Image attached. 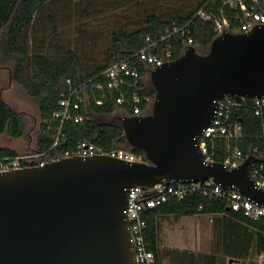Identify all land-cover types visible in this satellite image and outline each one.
Wrapping results in <instances>:
<instances>
[{
	"label": "water",
	"instance_id": "water-1",
	"mask_svg": "<svg viewBox=\"0 0 264 264\" xmlns=\"http://www.w3.org/2000/svg\"><path fill=\"white\" fill-rule=\"evenodd\" d=\"M150 81L151 113L121 120L127 144L145 161L97 155L0 172V264H138L130 189L163 180L213 179L264 206V191L249 176L252 156L234 170L206 164L197 141L218 100L264 97V26L222 34L205 54L189 46L153 69Z\"/></svg>",
	"mask_w": 264,
	"mask_h": 264
},
{
	"label": "trees",
	"instance_id": "trees-1",
	"mask_svg": "<svg viewBox=\"0 0 264 264\" xmlns=\"http://www.w3.org/2000/svg\"><path fill=\"white\" fill-rule=\"evenodd\" d=\"M97 1L99 0H0V58L6 63L13 62V81L39 105L41 125L36 140L37 152L49 150L54 143L53 134L59 124L53 118L55 113L61 111L60 100L70 89L81 87L89 95V111L84 106L81 109L85 117L83 124L64 125L63 133L66 138L61 141L59 149L71 150L78 142L87 140L106 150L125 146L134 153L143 155L127 144L119 118L111 123H99L94 119V116L121 113L127 105L117 106L116 99L121 95L129 99L133 92L128 87H123L120 91L109 89L108 79L102 73L117 57L126 58L144 49L147 37L153 40L166 37L157 50L152 52L157 55L161 52L171 53L173 60L182 55L189 38H192L194 47L206 50L216 38L213 25L195 17L207 0H189V4H180L183 0H170L176 10L166 17L158 16L152 9H148V5L144 9L145 23L140 27L127 29L116 24L109 31L103 58L97 56L88 59L84 53L85 48L78 43L79 40L84 41L86 30L78 28V32L81 31L84 35H79L74 47H71L60 41L57 21H60L64 12L71 15L78 11L85 16L93 8L96 11L94 14L99 15V9L94 6ZM127 1L119 0L115 7L121 9L124 5L139 6L140 3V0ZM151 1L150 4L154 6L163 0ZM89 18L93 19L94 16ZM188 24L184 36L182 32L172 35L174 29L180 30ZM102 33L92 31L91 40ZM95 84H102L105 89V95L101 91L94 92L95 97L102 101L101 105L96 104L93 96ZM141 107L144 110L147 106L143 103ZM238 120L243 125L244 134V138L239 141L240 149L248 154L258 147L264 153V110L261 116H255L251 111L244 112ZM5 133L13 139H20L25 130L21 117L0 100V136ZM227 149L225 141L217 142L215 162H224ZM11 156H17V153L0 147V159ZM196 214L213 217L214 233H221L224 241H228L231 247L238 248L240 244L245 249L253 247L257 256L264 251V219L249 220L240 213L229 211L224 202L196 192L183 200L171 199L146 213L145 238L149 243V250L155 256L154 264H163L164 250L161 249L159 237L161 221L168 217ZM212 259L211 264H220L217 256H212ZM223 262L226 264L225 260Z\"/></svg>",
	"mask_w": 264,
	"mask_h": 264
},
{
	"label": "built area",
	"instance_id": "built-area-1",
	"mask_svg": "<svg viewBox=\"0 0 264 264\" xmlns=\"http://www.w3.org/2000/svg\"><path fill=\"white\" fill-rule=\"evenodd\" d=\"M195 17L211 23L216 37L225 33H249L257 27L264 26V0H207ZM188 27L189 24L180 30L174 29L172 35L182 32L184 36L185 29ZM165 39L166 37H161L159 40H153L151 37H147L144 49L134 52L126 58L117 57V60L102 73L108 79L109 89L117 91L123 87L133 89L129 99L124 95L116 99L117 106L127 105L119 115L120 123L126 117L146 116L151 113L155 94L147 90L144 79L148 75L150 78V72L153 69L173 60L171 53L161 52L157 55L152 52L154 49L157 50L159 44ZM189 46H194L192 38L188 39L182 54ZM95 91H101L105 95L104 86L102 84L93 85L94 99L97 105H101L102 101L95 97ZM86 97L89 98V95L81 87L70 89L59 102L61 111L54 114L53 120L59 124V127L53 134L52 147L35 154L2 158L0 159V172H10L33 166L44 167L50 162L63 158L97 155L122 161L143 162L144 156L131 150L123 148L106 150L87 140L78 142L76 147L71 150L62 151L59 149L61 141L66 138L63 133L64 125L84 123L85 117L82 115L81 109L83 106L85 107ZM143 103L147 106L144 110L141 107ZM216 104L214 119L208 128L197 136L198 147L204 162L206 164L215 162L216 144L219 141H225L228 149L222 164L229 170L238 169L252 156L254 159L250 162L249 176L255 186L264 191V153L258 147L253 148L248 154L240 149L239 141L244 138V134L243 125L238 120V117L248 111H251L255 116H261L264 110V97L225 96ZM196 192L224 202L229 211L240 213L249 220L264 219V206L250 200L239 191L223 189L213 179L203 183L185 184L163 180L153 188L133 187L130 189L128 198L127 216L138 264H154L155 261V256L149 250V243L145 238L146 213L166 204L171 199L183 200ZM201 210L200 207L199 211ZM256 264H264V251L258 254Z\"/></svg>",
	"mask_w": 264,
	"mask_h": 264
},
{
	"label": "rangeland",
	"instance_id": "rangeland-1",
	"mask_svg": "<svg viewBox=\"0 0 264 264\" xmlns=\"http://www.w3.org/2000/svg\"><path fill=\"white\" fill-rule=\"evenodd\" d=\"M119 0H99L94 3L95 9L98 8L99 15L94 14L96 11L92 8L88 15H81L78 11L67 14H61L58 26V35L60 41L74 47L77 37L83 36L84 33L78 32V28L86 30L84 41L79 40L81 47L85 48V56L88 59L100 56L103 58L108 40L109 31L116 24L127 29L138 28L145 23L144 9H152V11L160 17H166L176 10L171 5L170 0H163L156 5H151V0H140L139 6L134 4L124 5L123 8L117 9L116 2ZM128 2L127 0H124ZM180 4H189V0H183ZM173 8V9H172ZM90 16H94L90 19ZM96 16V17H95ZM92 31L103 32L91 40ZM77 38V39H76ZM95 44V46H94ZM92 46V48H91ZM199 54H205L208 50L196 47ZM1 56V52H0ZM13 62H3L0 58V100L8 105V107L18 114L22 119V125L25 134L20 139H13L7 133L0 136V147L7 148L17 153L19 156L35 154L37 152L36 140L41 125V115L39 105L33 101L25 91L17 85L12 79ZM146 88L152 92L149 75L144 79ZM154 91V90H153ZM89 98L86 97L85 107L88 108ZM120 113L110 116H94L99 123L116 122ZM125 150L128 147L122 146ZM170 218V217H169ZM174 218V217H172ZM170 222L165 221L166 225L161 229L160 246L162 250L171 248H193L194 250H205L212 256L227 260L228 264L231 260L238 259L240 264H256L257 254L255 248L245 249L242 244L238 248L231 247L228 241H224L221 233H214L213 225L209 224L206 215H184L174 218ZM232 257V258H231Z\"/></svg>",
	"mask_w": 264,
	"mask_h": 264
},
{
	"label": "crops",
	"instance_id": "crops-1",
	"mask_svg": "<svg viewBox=\"0 0 264 264\" xmlns=\"http://www.w3.org/2000/svg\"><path fill=\"white\" fill-rule=\"evenodd\" d=\"M89 111V105L88 108H86ZM207 216V215H206ZM208 217V222L209 224L213 225L214 229V222H213V217L207 216ZM168 220L170 224L172 221H177L174 220L172 217H168L164 220L161 221L160 223V233L161 229L164 228V225H166L165 221ZM159 233V237H160ZM160 242H161V237H160ZM164 256H163V264H211L213 262L212 255L208 252L205 253V250L200 249V250H194L193 248H169L164 250ZM225 260L226 264L227 260ZM222 259H218L220 264H223ZM233 264H240L238 260L233 259Z\"/></svg>",
	"mask_w": 264,
	"mask_h": 264
},
{
	"label": "flooded vegetation",
	"instance_id": "flooded-vegetation-1",
	"mask_svg": "<svg viewBox=\"0 0 264 264\" xmlns=\"http://www.w3.org/2000/svg\"><path fill=\"white\" fill-rule=\"evenodd\" d=\"M154 90V89H153ZM153 90H152V92H153Z\"/></svg>",
	"mask_w": 264,
	"mask_h": 264
}]
</instances>
